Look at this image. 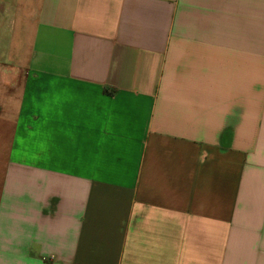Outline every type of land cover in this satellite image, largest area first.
<instances>
[{
	"label": "crops",
	"instance_id": "1",
	"mask_svg": "<svg viewBox=\"0 0 264 264\" xmlns=\"http://www.w3.org/2000/svg\"><path fill=\"white\" fill-rule=\"evenodd\" d=\"M0 264H264V0H0Z\"/></svg>",
	"mask_w": 264,
	"mask_h": 264
}]
</instances>
